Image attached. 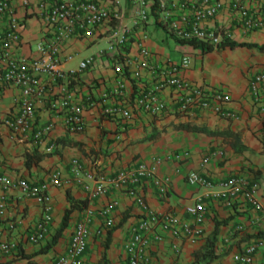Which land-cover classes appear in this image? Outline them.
Segmentation results:
<instances>
[{
	"label": "crops",
	"instance_id": "0c3cea01",
	"mask_svg": "<svg viewBox=\"0 0 264 264\" xmlns=\"http://www.w3.org/2000/svg\"><path fill=\"white\" fill-rule=\"evenodd\" d=\"M99 1L110 10L119 9L123 13L120 25L131 33L127 48L130 55H136L137 43L144 34L143 44L156 63L178 61L188 55L190 67L181 75L227 91L230 101L226 107L237 118L223 119L210 111L197 112L191 118L166 116L159 119L139 111H135L130 120L107 118L102 114L104 107L125 97L133 99L137 94L132 81L115 70L114 60L106 52L117 30L114 28L116 23L101 25L94 37L69 39L62 48L63 56L69 58L61 60L59 70L70 81L77 102L85 105L82 113L86 125L84 132L68 133L60 118L50 114L48 100L41 99L35 101L36 121L40 125L53 122L54 127L41 144L34 143L31 136L23 142H15L2 121L15 112L14 102L21 90L18 87L0 88V173L7 174L13 181L23 179L42 183L49 171L58 170L62 181L48 190L51 218L47 235L38 243L29 242L27 237L39 220L41 205L18 187L14 186L4 194L0 191L3 204L0 243L14 244L7 252L0 249V264H48L54 256L65 251L76 222L89 218L90 227L95 229L101 228L108 217L113 219V226L106 228L102 236L89 241L84 256L90 264H121L125 258L123 245L140 215L132 197L123 190L112 188V179L130 161H147L156 155L171 156L184 150L190 152L189 159L181 163L165 159L160 167L159 176L170 177L166 197H160L150 182H144L142 189L150 207L161 213H172L182 220L188 219L184 212L186 206L196 200L203 201L206 206L204 231L189 241L177 240L168 231L160 230V241L151 243L148 248L152 262L204 264L200 263V255L196 260V254H200L206 241L214 237L213 258L206 264H238L232 260V255L240 252L250 239L264 237V221L251 224L254 214L242 199L225 202L218 195L222 191L219 182L232 173L243 172L258 181V195L264 199V126L248 89L252 76L258 71L264 73V50L256 47L264 45V31L244 32L239 27L237 14L225 8L207 23V27L226 28L230 40L256 46L217 47L204 53L167 33V21L177 14L176 0H146L150 15L142 25L131 0ZM245 5L253 9L257 1L245 0ZM13 7L19 22L18 53L24 58L37 57L34 45L42 34L41 2L14 0ZM86 59L91 62L81 69L79 64ZM39 79L54 97L66 83L63 78L51 79L43 74ZM163 98L172 106L176 105L169 90L163 92ZM87 100L92 104H85ZM186 123L201 130L180 127ZM208 153L213 157L204 169L214 185L210 188L189 185L185 181L186 173L198 169L199 160ZM73 160L78 161L77 172ZM88 174L93 179H89ZM96 184L108 187L107 192L90 199L85 187ZM108 206L110 212L105 213ZM64 218L66 225L56 236ZM253 264H264V249L253 255Z\"/></svg>",
	"mask_w": 264,
	"mask_h": 264
},
{
	"label": "built area",
	"instance_id": "2783aa9c",
	"mask_svg": "<svg viewBox=\"0 0 264 264\" xmlns=\"http://www.w3.org/2000/svg\"><path fill=\"white\" fill-rule=\"evenodd\" d=\"M14 0H0V88L18 87L20 96L14 102V113L6 116L2 124L10 132L15 142H23L31 136L34 143L41 144L54 127L53 122L40 125L36 121L35 101L48 100L49 112L59 117L68 133H82L86 125L83 119L85 105H80L75 99V92L70 81L59 70L60 62L69 56H63L62 48L69 39H85L94 37L98 28L110 22H115L117 30L109 42L106 52L114 60L115 70L128 77L136 90L133 99L126 97L119 102L104 107L102 114L111 119H131L135 111L147 113L163 119L166 116L191 118L197 112L210 111L217 117L234 120L237 115L227 109L230 96L223 88L206 82H197L181 75L190 67L188 55L178 61L156 63L152 53L143 44V39L137 43V53H128L130 31L122 28L120 23L123 13L110 10L99 0H40L42 8V34L35 43L37 57L24 58L18 53L20 33L18 19L14 16ZM136 5V16L140 25L148 21L150 5L146 0H131ZM257 5L248 9L245 0H176L175 18L167 21V33L182 41H200L212 49L217 48L224 37L230 39L226 28L216 30L207 27V23L219 16L228 8L238 16L239 27L244 32L264 31V0H255ZM160 6L165 9L164 3ZM91 60L86 59L79 64L85 69ZM43 74L51 79H65L60 94H50L47 85L39 79ZM248 89L252 103L264 126V73L256 72L249 80ZM169 90L175 101V106L163 98V92ZM119 93V90H117ZM85 104L91 105V101ZM30 132V133H29ZM48 151L51 149L48 148ZM190 152L184 150L171 156L156 155L147 161L128 162L120 168L111 181L112 188L123 190L133 198L139 209V219L131 227L123 250L125 258L121 264H153L148 252L151 243L160 241V230L168 231L177 240H193L203 234V223L206 206L203 201L196 200L185 207L188 219L182 220L172 213H161L150 207L143 193V183L150 182L160 197H166L170 177L159 176L160 167L165 159L177 163L187 160ZM211 153L203 155L199 160V168L189 170L185 181L189 185L210 188L214 182L206 175L205 165L212 159ZM74 171H78L77 160L72 161ZM89 179H93L88 174ZM62 183L58 170L49 171L42 183H32L23 179L13 181L7 174L0 173V191L6 193L11 188L19 190L41 205L42 212L27 239L29 242L42 241L48 232L50 221V186ZM222 191L218 194L225 202L242 199L253 212L252 223L264 221V199L258 195V181L251 179L243 172L232 173L219 182ZM108 187L96 184L85 187L90 199L104 196ZM3 204L0 202V216ZM110 212V206L104 209ZM89 218L75 223L70 241L65 251L54 256L48 264H90L85 258V251L93 237L102 236L105 229L113 226V219L106 218L101 228L92 229ZM241 229V227L239 228ZM226 242L228 239L225 240ZM227 245V243H224ZM14 244L8 241L0 243V249L9 251ZM264 249V237L256 236L250 239L238 253L232 255V260L238 264H253V255ZM179 251V250H176ZM220 264V263H217Z\"/></svg>",
	"mask_w": 264,
	"mask_h": 264
},
{
	"label": "trees",
	"instance_id": "16d2710c",
	"mask_svg": "<svg viewBox=\"0 0 264 264\" xmlns=\"http://www.w3.org/2000/svg\"><path fill=\"white\" fill-rule=\"evenodd\" d=\"M181 43L184 44H189L193 47L196 48H200L202 52H209L212 50V47L209 46L208 44H205L203 42L200 41H194V40H190V41H182L180 40ZM242 46H246V47H254L256 45L252 44V43H246V42H236V41H232L230 39H227L226 37H224L222 39V41L219 43L218 47H228V48H235V47H242ZM259 50H264V45L261 46H256ZM181 128L183 129H187V130H193V131H200L201 129L199 127L196 126H191L189 123L186 124H181L180 125ZM66 225V221L65 218L62 220L60 228L57 230L56 236L58 234H60L61 230L65 227ZM108 238H109V233H108ZM213 243H214V237L211 239H208L206 241L205 247L202 251H200V254L197 253L196 254V260L198 259L199 255H200V263H208L210 262V260L213 258L212 253H213ZM105 246H107V243L105 244ZM104 246V247H105ZM105 256L102 253L101 258L103 259Z\"/></svg>",
	"mask_w": 264,
	"mask_h": 264
}]
</instances>
